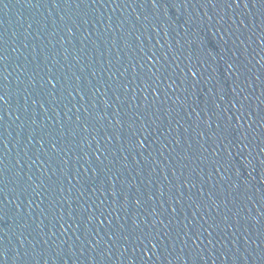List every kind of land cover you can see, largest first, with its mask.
<instances>
[{
    "label": "water",
    "instance_id": "water-1",
    "mask_svg": "<svg viewBox=\"0 0 264 264\" xmlns=\"http://www.w3.org/2000/svg\"><path fill=\"white\" fill-rule=\"evenodd\" d=\"M190 0H0V264H64Z\"/></svg>",
    "mask_w": 264,
    "mask_h": 264
}]
</instances>
